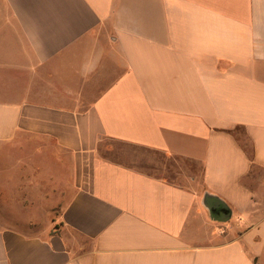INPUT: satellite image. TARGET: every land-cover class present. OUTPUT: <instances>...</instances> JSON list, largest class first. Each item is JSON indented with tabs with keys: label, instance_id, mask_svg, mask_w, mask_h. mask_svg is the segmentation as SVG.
Instances as JSON below:
<instances>
[{
	"label": "crops",
	"instance_id": "0c3cea01",
	"mask_svg": "<svg viewBox=\"0 0 264 264\" xmlns=\"http://www.w3.org/2000/svg\"><path fill=\"white\" fill-rule=\"evenodd\" d=\"M0 264H264V0H0Z\"/></svg>",
	"mask_w": 264,
	"mask_h": 264
},
{
	"label": "water",
	"instance_id": "95a60500",
	"mask_svg": "<svg viewBox=\"0 0 264 264\" xmlns=\"http://www.w3.org/2000/svg\"><path fill=\"white\" fill-rule=\"evenodd\" d=\"M209 213H210V217L213 219H216L218 221H226L228 220L230 213L228 210H226V208L224 206H222L221 204L218 205H206Z\"/></svg>",
	"mask_w": 264,
	"mask_h": 264
},
{
	"label": "rangeland",
	"instance_id": "374dc122",
	"mask_svg": "<svg viewBox=\"0 0 264 264\" xmlns=\"http://www.w3.org/2000/svg\"><path fill=\"white\" fill-rule=\"evenodd\" d=\"M40 226V227H39ZM37 228H40V229H42L44 226H49V223L47 224V223H40V225H39Z\"/></svg>",
	"mask_w": 264,
	"mask_h": 264
}]
</instances>
